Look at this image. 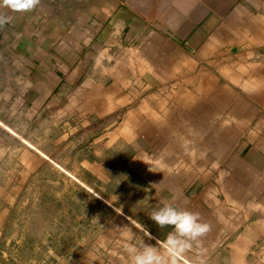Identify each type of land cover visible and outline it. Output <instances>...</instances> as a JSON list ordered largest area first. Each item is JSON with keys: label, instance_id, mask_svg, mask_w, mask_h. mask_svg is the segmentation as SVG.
Here are the masks:
<instances>
[{"label": "crops", "instance_id": "0c3cea01", "mask_svg": "<svg viewBox=\"0 0 264 264\" xmlns=\"http://www.w3.org/2000/svg\"><path fill=\"white\" fill-rule=\"evenodd\" d=\"M0 16V126L16 140L0 196L52 191L48 247L78 250L54 264H130L125 243L172 231L150 219L165 203L210 225L204 264L261 262L264 0H0ZM32 124L51 148L18 129Z\"/></svg>", "mask_w": 264, "mask_h": 264}, {"label": "rangeland", "instance_id": "374dc122", "mask_svg": "<svg viewBox=\"0 0 264 264\" xmlns=\"http://www.w3.org/2000/svg\"><path fill=\"white\" fill-rule=\"evenodd\" d=\"M18 129L29 135L34 142L39 141L43 148H51L46 136L40 132L37 125H29L26 130L19 126ZM46 129L44 126L42 131ZM15 143L16 140L0 126V186L3 188L7 180V165L10 162L9 153H5V150L9 146L16 145ZM56 154L59 155L60 152ZM76 156L71 153L61 158L65 161H73ZM28 188L30 191L19 193L13 205L0 196V264H44L45 261L54 264L55 256L78 252L75 249L48 247L55 242L49 241L46 237L48 234L54 236L53 217L49 216L55 209L52 191L45 192L43 200L39 202L37 194L40 186Z\"/></svg>", "mask_w": 264, "mask_h": 264}, {"label": "clouds", "instance_id": "9594fccd", "mask_svg": "<svg viewBox=\"0 0 264 264\" xmlns=\"http://www.w3.org/2000/svg\"><path fill=\"white\" fill-rule=\"evenodd\" d=\"M40 0H2L3 6L12 11H31ZM10 17L0 16V26L9 23ZM150 219L160 226L171 227L164 241L155 246L142 243L137 246L128 242L124 244L130 264H179L181 258L189 253H196L190 264H204L202 238L210 231V225L201 222L198 212L189 211L165 203L150 213ZM131 240V235L129 236Z\"/></svg>", "mask_w": 264, "mask_h": 264}, {"label": "built area", "instance_id": "2783aa9c", "mask_svg": "<svg viewBox=\"0 0 264 264\" xmlns=\"http://www.w3.org/2000/svg\"><path fill=\"white\" fill-rule=\"evenodd\" d=\"M259 264H264V258L261 259V262Z\"/></svg>", "mask_w": 264, "mask_h": 264}]
</instances>
